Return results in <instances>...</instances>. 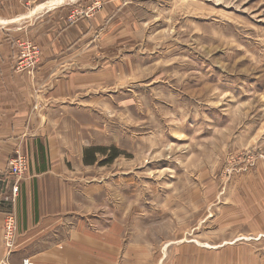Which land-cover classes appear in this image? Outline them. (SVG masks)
Listing matches in <instances>:
<instances>
[{
	"label": "rangeland",
	"instance_id": "374dc122",
	"mask_svg": "<svg viewBox=\"0 0 264 264\" xmlns=\"http://www.w3.org/2000/svg\"><path fill=\"white\" fill-rule=\"evenodd\" d=\"M39 1L107 11L59 55H43L40 23L16 41L17 68L30 44L32 70L74 65L57 77L80 81L54 120L74 151H101L82 221L117 224L123 264H264V207L250 204L264 201V0Z\"/></svg>",
	"mask_w": 264,
	"mask_h": 264
},
{
	"label": "crops",
	"instance_id": "0c3cea01",
	"mask_svg": "<svg viewBox=\"0 0 264 264\" xmlns=\"http://www.w3.org/2000/svg\"><path fill=\"white\" fill-rule=\"evenodd\" d=\"M55 2L41 7L46 3L39 0H0V26L7 28L0 36V264H23L24 260L33 264H123V232L113 231L117 224L94 222L90 227L81 219L80 193L88 199V170L93 165L84 164L82 147L74 151V144L64 139V126L54 120L66 103H74L75 85L80 87L78 79L57 77L56 71L66 66L74 69V65L44 62L24 73L15 65L17 39L32 37L37 23L43 25V55L55 56L93 36L97 22L107 21V11L72 18L76 11L56 7ZM68 15L72 22H67ZM16 153L28 159V173L15 196L8 163ZM259 197L256 193L250 204L262 209L264 201ZM2 202H9L18 222L19 234L10 255L3 246L2 224L8 211ZM259 238L264 233L255 240Z\"/></svg>",
	"mask_w": 264,
	"mask_h": 264
},
{
	"label": "built area",
	"instance_id": "2783aa9c",
	"mask_svg": "<svg viewBox=\"0 0 264 264\" xmlns=\"http://www.w3.org/2000/svg\"><path fill=\"white\" fill-rule=\"evenodd\" d=\"M96 3L93 7L89 8L86 12H76L73 13L72 18H75L78 15H85L89 17L92 12L98 7ZM40 56L39 48L33 45H26L24 53L22 54V62L18 65L19 71H30L34 67V63ZM28 171V162L27 159L20 155L16 154L8 163V175L11 177L15 183L12 187L13 195H17L19 192V182L23 179L24 175ZM17 218L16 215L8 213L5 217L3 224V246L10 254L15 246L17 240ZM23 264H32L29 260H25Z\"/></svg>",
	"mask_w": 264,
	"mask_h": 264
},
{
	"label": "trees",
	"instance_id": "16d2710c",
	"mask_svg": "<svg viewBox=\"0 0 264 264\" xmlns=\"http://www.w3.org/2000/svg\"><path fill=\"white\" fill-rule=\"evenodd\" d=\"M98 153H101V151L100 150H97V149L86 150L84 152V163L86 165H93V164H95L97 162L96 154H98ZM117 157H118L117 154L116 155L114 154V156L112 155L110 161H107V163L112 162ZM107 163H105V164H107Z\"/></svg>",
	"mask_w": 264,
	"mask_h": 264
},
{
	"label": "bare ground",
	"instance_id": "6f19581e",
	"mask_svg": "<svg viewBox=\"0 0 264 264\" xmlns=\"http://www.w3.org/2000/svg\"><path fill=\"white\" fill-rule=\"evenodd\" d=\"M58 3V2H55V4Z\"/></svg>",
	"mask_w": 264,
	"mask_h": 264
}]
</instances>
